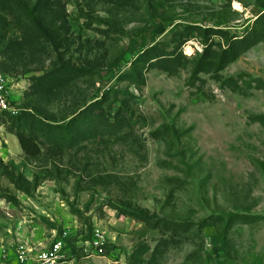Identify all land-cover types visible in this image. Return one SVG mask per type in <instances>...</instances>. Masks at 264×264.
I'll use <instances>...</instances> for the list:
<instances>
[{
  "label": "rangeland",
  "instance_id": "1",
  "mask_svg": "<svg viewBox=\"0 0 264 264\" xmlns=\"http://www.w3.org/2000/svg\"><path fill=\"white\" fill-rule=\"evenodd\" d=\"M6 1L0 72L13 77L11 98L29 109L44 155L29 163L0 124V157L45 179L27 195L0 170V264L58 239L78 264H264V40L221 71L192 75L253 28L264 0H46L54 38L27 12L36 0ZM154 44L187 61L174 73L135 70ZM217 215H232L227 231L210 224ZM95 228L106 246L87 250Z\"/></svg>",
  "mask_w": 264,
  "mask_h": 264
},
{
  "label": "trees",
  "instance_id": "2",
  "mask_svg": "<svg viewBox=\"0 0 264 264\" xmlns=\"http://www.w3.org/2000/svg\"><path fill=\"white\" fill-rule=\"evenodd\" d=\"M45 3L46 0H36L32 4V6L27 7V12L31 17L32 22H34V24L43 32L46 38H54L49 34V31L46 27H44L45 25L42 23V16L45 10ZM7 4L8 3L6 0H0V6H7ZM259 25L261 26L259 27ZM213 33L223 34L225 32L220 29L213 31ZM184 35L188 36L189 33H182L181 36L183 37ZM263 40L264 12L257 16V18L254 20L253 28L249 30L246 34L242 35L241 37L232 36L231 38H226L227 46L222 49L220 55L215 57L213 56L207 59H201L196 62L192 75L194 77H197V75L201 71H221L225 68L228 63L235 60L241 52L245 51L246 49L252 47L253 45ZM183 41V39H180V43L178 45L183 43ZM204 44L206 45L204 49V51L206 52L210 48V44H208L207 41H205ZM186 57V54L178 52L177 49L169 52L159 47L157 44H154L140 53L138 58H136L134 61V68L135 70H138L139 65H142L141 63H149V65L155 64L157 67L169 73H174L180 66H182L187 61ZM141 59L144 60L141 61ZM59 70H65L66 72L77 75L81 74L80 68H76L70 64L62 65ZM229 81L230 87L234 91L238 93H247V91L243 88L242 85L238 83L237 80L230 78ZM89 105H84V108L82 110L77 113L74 112L71 116L67 117L66 119L68 120L66 122V128H73L76 122L78 121L80 115H82V113L87 110ZM23 107V110L17 115H12L8 112L1 113L0 124H5L7 131L13 133L17 137L26 160L29 163H33L36 161H40V159L44 155V151L38 141V135L33 125L34 122L32 115L28 112V108H26L25 106ZM164 131L167 133L169 132V130ZM0 170L2 174L8 177L9 181L14 184L18 190L22 191L27 195H30L33 191H35L42 182V180L45 179V174L40 175L37 171L34 172L32 178L29 179L25 177L23 173L16 171L10 163L5 162L1 157ZM41 172H45L44 168H42ZM5 198L14 203L17 202L16 197L12 195H6ZM134 216L140 220H143L148 225H151L153 227H157L159 225L158 221H154V215L150 214L147 210H140V212L134 214ZM231 216H229L227 220H225L224 217L221 215L214 216L212 218V221H210V224L218 225L220 223L225 226L224 231H227L229 224L231 223Z\"/></svg>",
  "mask_w": 264,
  "mask_h": 264
},
{
  "label": "built area",
  "instance_id": "3",
  "mask_svg": "<svg viewBox=\"0 0 264 264\" xmlns=\"http://www.w3.org/2000/svg\"><path fill=\"white\" fill-rule=\"evenodd\" d=\"M12 81V77L0 72V114L8 112L9 114L17 115L24 108L11 98L10 83ZM63 244L64 240L58 239L37 253L35 257H32L31 249L26 246H20L17 250L16 258L20 264H33V262L34 264H78L74 259L66 256ZM83 245L87 247V250H101L106 246V234L100 228H95L91 238L85 241Z\"/></svg>",
  "mask_w": 264,
  "mask_h": 264
}]
</instances>
